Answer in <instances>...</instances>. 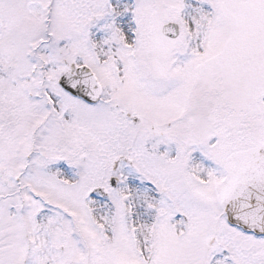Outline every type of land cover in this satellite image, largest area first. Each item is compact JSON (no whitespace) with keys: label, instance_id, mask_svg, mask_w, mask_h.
Here are the masks:
<instances>
[{"label":"snow or ice","instance_id":"1","mask_svg":"<svg viewBox=\"0 0 264 264\" xmlns=\"http://www.w3.org/2000/svg\"><path fill=\"white\" fill-rule=\"evenodd\" d=\"M0 264H264V0H0Z\"/></svg>","mask_w":264,"mask_h":264}]
</instances>
